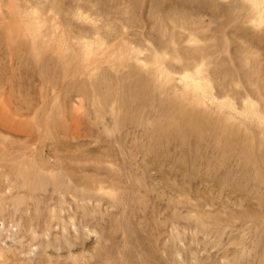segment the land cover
Segmentation results:
<instances>
[{
    "label": "rangeland",
    "instance_id": "1",
    "mask_svg": "<svg viewBox=\"0 0 264 264\" xmlns=\"http://www.w3.org/2000/svg\"><path fill=\"white\" fill-rule=\"evenodd\" d=\"M0 264H264V0H0Z\"/></svg>",
    "mask_w": 264,
    "mask_h": 264
}]
</instances>
